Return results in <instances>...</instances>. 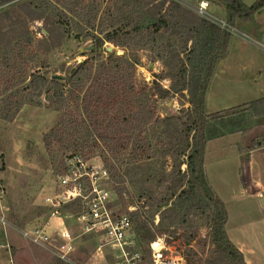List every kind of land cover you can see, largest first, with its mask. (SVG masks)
I'll use <instances>...</instances> for the list:
<instances>
[{
    "label": "rangeland",
    "instance_id": "374dc122",
    "mask_svg": "<svg viewBox=\"0 0 264 264\" xmlns=\"http://www.w3.org/2000/svg\"><path fill=\"white\" fill-rule=\"evenodd\" d=\"M24 1L27 0H12L10 5H5L13 20L25 18L22 9H15ZM43 1L31 2L33 7L45 8L46 17L50 16L49 19L58 22L51 42L55 47L51 51L44 53L37 45L38 40L44 38L42 32L47 28L46 19H27L0 31V57L5 62L9 58L12 60L0 69V188L3 192H0V255L7 254L6 259L0 258V264H131V257L135 253L140 254L142 264H153L151 242L142 243L138 238L126 258L110 245L103 246L102 253L98 252L100 240L94 234L81 236L76 242V252L69 260H62L53 246L35 244L22 237L24 228H30L47 217L43 198L52 191L56 176L65 170V156L74 152L86 153L89 158L101 155L100 159H95L105 163L110 171L108 187L112 191V204L117 210L130 214L145 205L144 210L154 215L156 225H168L170 215L167 208L172 205H166L164 201L174 195V182L183 179L175 165L185 160L182 152H189L191 143L187 121L192 112L187 93L172 92L167 98L149 95L144 98L146 108L143 112H123L131 121L132 139L127 151L115 154L98 140L92 128L87 127V116L83 110H79L83 91H79L78 96L75 92L73 98L67 100L68 105L64 109L50 98L53 94V90H47L50 85L41 95L34 87H29L33 79L29 74L46 73L48 77L55 76L64 81L83 60L96 58L99 54L95 49L98 38L104 39L106 33L116 28L129 31L134 24L141 22V12L138 10L140 2L144 0ZM178 1L198 13L196 1ZM214 5L206 9L207 14L200 15L224 27L223 19L226 17L223 13L216 14L218 12L213 11ZM219 6L224 7L222 4ZM6 15L0 16V24ZM8 25L9 22H6ZM235 26L230 27V31L237 38L244 37L247 46L252 48L245 52V56H250L252 50H256L255 56L262 64L258 69L264 75V12L254 22ZM15 33L19 36L13 37ZM148 33L144 45L137 42V45L128 46L127 43V46H121L106 41L99 50L100 57L108 61L111 55L124 56L131 62L135 61L138 84L151 85L158 80L164 88L170 89L173 78L169 75L172 73L179 77L181 60L186 59L187 52L181 50L183 43L178 36L165 32L157 35ZM154 37L157 41L153 40ZM29 38H32L31 43L28 42ZM8 42L11 43L6 55L2 45ZM17 44L20 45L18 49ZM172 63L174 68H171ZM222 72L217 73V80L213 83L215 89L207 91L206 104L209 99V111L225 108L207 114L209 129L217 128L219 133L212 138L227 137L210 142L208 173L222 182L225 175H232L231 190L222 191L220 185L218 194L228 200L232 213L246 209L247 215L257 217L262 199L243 187L244 167L241 172L236 145L240 142V152L246 155L250 144L262 142V146L256 148L264 151V115L257 114L254 107H249L250 103L235 106L246 98L257 96L250 94L252 90L244 91L245 88L239 84L235 89L221 86V83L225 84L218 81H223ZM76 88L71 78L67 80L66 96ZM142 103L138 102L137 105ZM62 117L66 118L64 122L60 121ZM232 119L239 124L230 125L229 120ZM73 120L78 123L75 124ZM60 126L64 127L63 132L58 130ZM53 130L56 133H52ZM219 159L221 163H216ZM185 169L186 164H183L182 171ZM185 183L183 180L182 186ZM70 223L74 231L78 232L75 223ZM173 231L174 228L170 227L166 233L157 235L156 239L164 237L168 247L176 248L183 254L186 263L189 258L192 264L200 259L202 264H206L214 254L215 246L209 236L210 221L205 215H190L176 233ZM188 236H192L189 244L186 239Z\"/></svg>",
    "mask_w": 264,
    "mask_h": 264
},
{
    "label": "trees",
    "instance_id": "16d2710c",
    "mask_svg": "<svg viewBox=\"0 0 264 264\" xmlns=\"http://www.w3.org/2000/svg\"><path fill=\"white\" fill-rule=\"evenodd\" d=\"M11 1L0 0V11L3 12L0 13V16L7 14L2 18L0 31L6 27L21 24L27 19H46L47 28L42 32L44 38L38 40L37 45L44 53L51 51L55 47V44L51 42L53 33L58 29V22L49 19L50 16L46 17L45 8L33 7V3L28 0L19 3L15 8L22 9L25 18L13 20L12 15L9 14L10 10L5 8V5H10ZM208 1L222 4L227 9L226 26L222 27L201 16L194 9L183 5L178 0H144L140 2L138 10L141 12V22L134 24L129 31L116 28L112 32L106 33L104 39L98 38L95 49L99 54L96 58L88 57L83 60L64 81L55 76L48 77L46 73L29 74L33 77L29 87H34L38 95H41L46 86L50 85L47 86L49 92L53 90L50 98L64 109L68 105L66 104L67 100H71L75 92L78 96L79 91H83L84 97L79 110H83L87 116V127L92 128L98 140L106 144L115 154L127 151L132 139L130 136L131 121L129 116H125L123 112L135 110L143 112L146 108L144 98L149 95L156 98H167L172 92L187 93V100L192 112L187 121L188 130L191 133V143L189 152H182L185 155V160L174 164L183 179L174 182L172 187L174 195L171 196V199L168 198L164 201V204L172 205L167 208L170 215L169 224L166 226L156 225L154 215L147 214L143 208L145 205H142L139 210L130 213L136 239L138 238L142 243H150L156 239L157 235L166 233L170 227H173V233H176V230L187 221L190 215L203 214L210 221V242L215 246L214 254L208 258L206 264H247L243 252L233 243L227 232L226 224L229 214L226 204L212 190L205 172L207 143L210 138L219 134L217 128L209 129L210 120L206 112V97L218 62L226 56L230 47L233 38L230 27H235L237 19L246 22L253 21L256 14L264 8V0H256L251 5L243 0ZM6 22H9L8 26H6ZM148 32L154 35L165 32L175 37L178 36L183 43L181 50L187 52L186 59L181 60L182 64L178 70L179 77L177 74V76L172 73L169 75L173 78L170 89L164 88L158 80L153 81L151 85L138 84L135 78L137 64L135 61L131 62L124 56L111 55L108 61H104L100 57L99 50L104 42L109 41L121 46H127V43L128 46L137 45V42L143 43L145 38H148ZM17 36H19L18 33H15L13 37ZM153 40L157 41L155 37ZM28 42L31 43L32 38H29ZM10 43L2 45L6 55L9 53ZM19 44L16 45L17 49L20 48ZM157 56L161 57L159 54ZM11 61L9 58V61L5 62L4 58L0 57V69ZM174 67L175 65L172 63L171 68ZM70 78L77 88L71 91L69 96H66V84ZM138 102L143 103L137 105ZM249 107H254L257 114L264 115V97L250 102ZM63 119L66 120L65 117H62L60 121ZM73 122L78 123L75 120ZM229 124L235 126L239 122L232 119L229 120ZM75 126L78 127V125ZM63 128L60 126L58 130L63 132ZM52 133H56L55 130ZM257 146H262V142L250 144L248 151ZM247 157L249 158V153L243 157L244 161L249 160L246 159ZM183 164H186L185 171H182ZM183 180L186 182L184 186H182ZM191 238L192 236L186 238L188 244ZM186 264H192L189 258H187ZM195 264H202V259Z\"/></svg>",
    "mask_w": 264,
    "mask_h": 264
},
{
    "label": "built area",
    "instance_id": "2783aa9c",
    "mask_svg": "<svg viewBox=\"0 0 264 264\" xmlns=\"http://www.w3.org/2000/svg\"><path fill=\"white\" fill-rule=\"evenodd\" d=\"M208 4L201 2L198 13L207 14ZM99 155L89 158L86 153L74 152L65 156V170L56 176L52 191L43 198L47 217L23 229L22 237L26 241L53 246L60 259L69 260L76 252V240L94 234L100 240L98 252L110 245L122 257L130 255V248L136 244L133 220L129 213L117 210L112 204V191L108 187L110 171L105 163L96 160L100 159ZM0 192L3 193L1 188ZM252 194L264 198V185H256ZM72 221L78 232L74 231ZM151 246L153 264H186L183 254L168 247L164 237H157ZM131 264H142L139 253L131 257Z\"/></svg>",
    "mask_w": 264,
    "mask_h": 264
},
{
    "label": "crops",
    "instance_id": "0c3cea01",
    "mask_svg": "<svg viewBox=\"0 0 264 264\" xmlns=\"http://www.w3.org/2000/svg\"><path fill=\"white\" fill-rule=\"evenodd\" d=\"M32 1V0H29ZM191 1V0H190ZM197 2V6L201 4L203 1L208 0H194ZM248 5L253 4L256 0H250L246 1L243 0ZM209 4L207 6V10L211 5H214L213 2L208 1ZM213 11L219 13H223L224 16L227 18V9L223 6L214 5ZM264 12V8L258 12L255 16V19L253 21H243L241 19H237L235 24H242L245 25L246 23L254 22L256 21V18ZM210 13V12H209ZM213 15V14H212ZM223 19V23H226ZM236 27V26H235ZM237 30V28H236ZM245 35V34H244ZM247 36V35H246ZM264 36V35H263ZM245 42L244 37H235L233 36L230 47L228 49V52L226 56L221 59L218 62V66L216 68V71L213 75L211 84L209 86V90L212 88V90L215 89L214 87V81L217 80V73L222 72V80H218L221 82H224L225 84L221 83V86H226L230 89L238 88V84L241 86V88H245L244 91H251L250 93L252 98H246L242 103H238L235 106L242 105L244 103H250L254 100H257L259 98L264 97V75L263 73L258 69L259 66H261V61L258 59L256 55V50H252V54L250 56H245V52H248V50H251L252 48H249ZM253 55V56H252ZM252 56V57H251ZM221 63H223V68L221 67ZM220 86V87H221ZM208 102L206 104V110H208ZM225 108H218L212 111L222 110ZM212 111H207L208 114H210ZM229 136V135H228ZM227 135L221 136V137H215L210 138L207 146H206V152H205V171L206 175L209 181V185L211 186L212 190L225 202L229 218L228 222L226 224L227 232L233 241V243L243 252L245 260L247 264H264V198H261L260 205L258 206V211L256 212L257 217H250L246 214L247 210L243 212H231L228 204V200L224 197H221L218 192V187L221 185L222 191H229L232 188V175H225L224 182L222 180L215 179V176H211L208 173V147L211 141L214 139H225ZM239 143H237V158L240 163L239 170L242 172L244 164L248 162L250 164V170H251V176L252 180L254 181L255 186L259 184L264 185V151H261L260 149H253L251 151H247V154L249 153V159L248 161H244L243 158L245 155L240 152ZM218 158V157H217ZM216 163H221L220 159ZM217 165V164H216ZM244 175V173H242ZM243 184V183H242ZM243 187L248 191V187L244 181ZM241 188V186H240ZM240 190L237 191V194ZM251 193V192H250ZM252 194V193H251ZM253 195V194H252ZM254 196V195H253ZM233 196H230V198H233ZM260 198V197H258ZM262 216V218H260ZM54 222V220H53ZM55 223V222H54ZM262 236H261V235ZM83 237V236H82ZM77 242V240H76ZM77 250V245H76ZM7 254L1 253V257H6ZM256 257V258H254ZM6 259V258H5Z\"/></svg>",
    "mask_w": 264,
    "mask_h": 264
},
{
    "label": "water",
    "instance_id": "95a60500",
    "mask_svg": "<svg viewBox=\"0 0 264 264\" xmlns=\"http://www.w3.org/2000/svg\"><path fill=\"white\" fill-rule=\"evenodd\" d=\"M243 173H244V181H245L249 191L251 193L254 192L256 189V186L254 184V181L252 180L250 164L248 162H246L244 165Z\"/></svg>",
    "mask_w": 264,
    "mask_h": 264
}]
</instances>
